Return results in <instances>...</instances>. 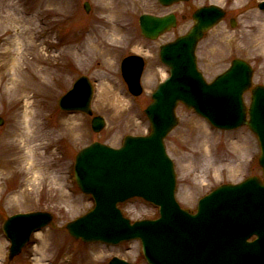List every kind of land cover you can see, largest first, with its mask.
Wrapping results in <instances>:
<instances>
[{"label":"rangeland","instance_id":"rangeland-1","mask_svg":"<svg viewBox=\"0 0 264 264\" xmlns=\"http://www.w3.org/2000/svg\"><path fill=\"white\" fill-rule=\"evenodd\" d=\"M260 1L188 0L163 6L157 0H0V264H108L114 256L148 264L139 240L118 245L85 243L69 234L68 222L94 206L91 195L75 181V157L94 141L120 147L127 135L151 131L145 109L152 92L169 74L160 47L190 29L192 13L200 6L217 4L227 11L198 45V66L206 79L212 81L239 57L252 64L253 85L264 84ZM170 12L178 17L174 29L155 40L142 35L141 14ZM19 34L26 35L35 50L24 44L22 55L5 52L11 47L8 41ZM131 54L146 61L144 91L139 96L129 92L121 73L122 59ZM23 56L24 78L18 83L23 90L19 91L9 82L10 64ZM81 75L93 81L94 115L106 120L100 132L93 131L91 115L59 107L60 97ZM250 96L246 92L247 104ZM26 106L30 115L25 119L33 123L29 131L38 136L35 140L20 135ZM176 112L179 123L165 143L174 162L176 198L182 207L195 212L199 199L219 185L263 176L260 145L247 126L224 131L185 105H178ZM119 206L132 221L159 215V208L142 198ZM29 211H48L53 221L9 260L3 222Z\"/></svg>","mask_w":264,"mask_h":264},{"label":"water","instance_id":"water-1","mask_svg":"<svg viewBox=\"0 0 264 264\" xmlns=\"http://www.w3.org/2000/svg\"><path fill=\"white\" fill-rule=\"evenodd\" d=\"M158 1L171 5L186 0ZM259 8L264 10V1ZM224 16L219 6H203L194 12L195 23L187 34L161 47L160 57L170 75L152 93L153 101L145 110L152 126L149 135L127 136L120 148L93 142L77 154V183L96 203L91 211L67 224L72 236L113 245L139 238L150 264H264V180L252 176L240 183L223 184L201 198L197 212L192 213L176 200V173L164 142L178 124L177 105L184 103L217 128L248 126L259 139V163L264 171V85L252 89L248 108L244 102V93L252 86V66L236 58L210 83L197 66L199 40ZM139 21L142 34L151 39L177 24L173 13H145ZM143 68L140 56L130 55L122 61L123 76L134 95L142 93ZM92 96L90 80L81 76L60 99V106L92 115ZM105 124L102 116L92 119L96 132ZM133 197L158 205L160 216L132 223L117 205ZM52 219L44 211L9 217L3 224L11 241L9 259ZM109 264L133 263L114 257Z\"/></svg>","mask_w":264,"mask_h":264},{"label":"bare ground","instance_id":"bare-ground-1","mask_svg":"<svg viewBox=\"0 0 264 264\" xmlns=\"http://www.w3.org/2000/svg\"><path fill=\"white\" fill-rule=\"evenodd\" d=\"M261 37H264V30L261 32ZM26 35H22L19 34V36L16 38V40H12V41H8L11 42V47H7L5 52H12L16 55H22L24 50L28 49L29 51L33 48V44H28V42H26V37H24ZM26 44V49H22L23 45ZM28 47V48H27ZM35 50V49H34ZM11 61V60H10ZM10 61L8 62V65L10 63ZM30 60H27V63ZM25 62V57L23 56L22 58L19 57H15L12 62H11V68L10 66H7V68H10L12 70L11 74H10V78H9V82L11 85H13L16 90H23L22 87L19 86L18 83L23 82V78H24V71L23 69L20 67V63H24ZM30 115V110L27 108L26 106V112L24 114V119H23V127L21 128L20 131V135H23L24 139H37L38 136L33 135V131H29V128L33 125L32 121L25 119L27 117L28 114ZM20 130V129H19ZM22 137V136H21ZM24 141V140H23ZM31 154H34V149L30 150ZM30 154V155H31Z\"/></svg>","mask_w":264,"mask_h":264}]
</instances>
